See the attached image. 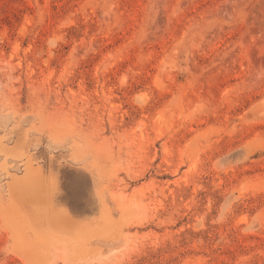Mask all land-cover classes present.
<instances>
[{"label":"rangeland","instance_id":"1","mask_svg":"<svg viewBox=\"0 0 264 264\" xmlns=\"http://www.w3.org/2000/svg\"><path fill=\"white\" fill-rule=\"evenodd\" d=\"M0 143V264H264V0H0Z\"/></svg>","mask_w":264,"mask_h":264},{"label":"bare ground","instance_id":"2","mask_svg":"<svg viewBox=\"0 0 264 264\" xmlns=\"http://www.w3.org/2000/svg\"><path fill=\"white\" fill-rule=\"evenodd\" d=\"M3 152L6 153V150L0 148V154ZM21 162L23 161H20V163ZM24 170L26 171V174L22 178H16L14 176L9 184L8 191L11 193L10 196H16L17 200L12 202L11 205L6 209L2 208L3 214H7L5 218L14 230L16 238L21 239L24 237L18 226L19 220H24L28 223L29 228L36 237H45L49 234H63L65 237H68L70 234L69 238H67V241H70L74 244L80 243V245H82V239L75 236L74 232H68L67 228L69 227V224L65 217H63L61 213H57L53 208L51 212V208L49 207L52 206L48 205L50 202H48L49 200L47 201L46 190L44 187H42L41 180L37 178V175H35V172H33L32 167L27 164ZM26 205L27 207L29 206L28 210L31 209V212L26 210ZM72 248L73 247H71V250Z\"/></svg>","mask_w":264,"mask_h":264}]
</instances>
